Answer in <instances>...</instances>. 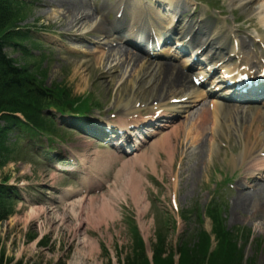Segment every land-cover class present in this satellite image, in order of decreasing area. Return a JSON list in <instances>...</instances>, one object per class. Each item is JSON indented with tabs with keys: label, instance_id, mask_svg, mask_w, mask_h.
<instances>
[{
	"label": "rangeland",
	"instance_id": "1",
	"mask_svg": "<svg viewBox=\"0 0 264 264\" xmlns=\"http://www.w3.org/2000/svg\"><path fill=\"white\" fill-rule=\"evenodd\" d=\"M17 1L14 30L20 37L14 39L16 47L7 45L5 51L25 72L61 94L66 108L31 100L28 114L34 117L33 126L55 132L8 136L10 153L5 164L0 161V184L20 194L10 205L11 214L0 220V264H127V257L135 255L131 264H164L171 262L179 246L185 254L194 255L204 247L212 257L220 251L222 257L235 258L237 264H264V168L258 169L261 160L251 159L263 148L264 138L244 162L240 137L253 134L249 121L239 123L236 115H230L222 122L231 130L230 142L236 146L226 155L229 166L221 161L224 149L219 150L224 147L220 142L229 140L224 136L227 131L216 130L218 149L209 147L213 142L202 135L210 130L213 119L201 123L202 118L197 117L196 127H201L195 130L191 125L194 115L181 112L186 116L180 120L167 122L165 118L162 122L167 126L145 125L153 112L151 101L157 99L151 88L162 77L158 65L152 63L150 71L135 74L128 66L114 84H109L110 77L103 79L102 87L95 86L94 77L84 75L88 72L84 63H93L89 62L92 53L113 49L106 42L117 39L95 29L102 12L112 18L104 0ZM189 1L191 5L177 23V36L192 24L196 34L202 35L198 38L206 36L208 26L217 28L224 39L234 35L251 45L264 42V26L234 1ZM69 8L96 19L71 30L75 13L70 14ZM50 13L61 14L60 19L44 16ZM247 54L249 59L250 51ZM143 73L151 91L136 90L137 75ZM125 79L129 88L122 91L124 98H115L114 92ZM181 92L178 88L166 92L162 108H177L175 103L180 102L172 99H178ZM125 100L128 110L118 106ZM82 107L87 113L78 116ZM152 127L156 133L149 132ZM169 131L175 134L168 136ZM128 133H132V143L138 140L140 145L126 151L122 147L131 142ZM191 172L195 175L190 176ZM255 174L256 181L252 179ZM132 178L141 187L142 197L137 200L128 184ZM104 197L111 198L116 217L94 226L86 215ZM76 202H82L84 209L77 220L71 217ZM128 218L135 219L134 227ZM216 225L226 233L225 240L217 236ZM186 256L176 253L175 262L186 263Z\"/></svg>",
	"mask_w": 264,
	"mask_h": 264
},
{
	"label": "bare ground",
	"instance_id": "2",
	"mask_svg": "<svg viewBox=\"0 0 264 264\" xmlns=\"http://www.w3.org/2000/svg\"><path fill=\"white\" fill-rule=\"evenodd\" d=\"M126 1L128 2L127 7L126 5L119 3L117 7L113 5V8L119 9L125 17H129V20L128 21L126 20V22L124 21L121 22L119 19L117 23H113L112 26H107L103 22L102 17H100L97 22V25L95 26L96 31L107 33L108 31H111V30H125V33L127 35V34H130L131 27L135 26L137 23L144 24L146 26L145 23H146L147 17L145 15H148L149 20L155 21L157 19L159 23H165V25H167L170 22H174L176 16L181 17L182 14H185L187 7L191 5L189 0H150L151 2L150 4H146L144 1H141V0H126ZM154 1L155 3L153 4L152 2ZM231 1H234L235 3L239 4L238 6L243 8L242 9L243 11L245 9L247 13H250L248 14L250 18H253V17L257 18L258 19L257 23L264 26V1L262 0H231ZM69 11H70V14L75 13V16L70 21L71 30L74 27L77 28L83 25L87 26L91 19L92 20L96 19V18H93V16L89 14L79 15L77 12H74L72 8H69ZM101 15L105 17L103 13H101ZM44 16L47 18L51 16V17L60 19L61 14L57 16V13H54V14L50 13L48 16L46 15ZM189 27L190 29H192V24L189 25ZM205 29H206L205 35H207V37H211L213 39L214 36H217L216 32H213V33L210 32V27L206 26ZM74 30L79 31V29H74ZM138 31L146 37L147 34L151 31V28L149 29L140 28L138 29ZM132 37H135V36L130 34L129 39L125 38V41L127 43L129 42L133 43L132 40H135V39H133ZM207 37L203 39V41L200 43V46L206 45V48L208 49V52H207L208 54L210 53L209 50L214 49V45L216 44L215 42H213V40H210V41L206 40ZM74 38H78V36H74ZM224 43L225 42L223 41L220 42V44L222 45ZM238 45H239V48L247 47V45L241 44V43H239ZM215 51L221 52L218 50H215ZM114 55L117 56L115 62L111 60V58ZM91 59L92 61H89V62H93V63H90V64L84 63L85 68L88 71L84 75L88 78L94 77L95 86L97 87H102V83H104L103 79H106L108 77H110L109 84L110 85L114 84L115 81L118 80L119 75L123 73V69L128 66H130L131 68V74H135L137 72L150 71L148 68L151 67L150 62L148 61L141 62L142 60L135 53L123 47H114L113 49H108L105 52H100L98 55H95L92 53V58H90L89 60ZM162 67L164 66H161V67L159 66V69L161 71L160 74L162 76L159 81V84L156 85V87L151 88L156 93V95L154 96L155 98L161 99L162 97H164V94L168 91L174 92L176 88L181 90L183 88H187L189 84H192L191 80L189 79L188 74L183 76V78L180 75L178 76L176 74L178 73L176 71V67H164V68ZM233 70L239 71V69H233ZM144 74L146 73H143V75H137V79L138 78L139 79H138V84L136 85V90L140 92L142 89L148 92L147 90H149L151 86V85H148L149 83L147 81L148 79L146 75ZM95 75H99V76L96 77ZM81 80H82L81 82L84 83V78H82ZM117 83L118 82H116V84ZM107 86L110 87L108 84ZM127 88H129V84H128V81L125 79L119 85L118 91L114 92L115 98H124L122 96L123 95L122 91L126 90ZM140 92L138 93L140 94ZM190 93L192 94V97H195L194 96L195 91H191ZM145 94L148 95L147 93ZM195 100L196 99H191L190 103ZM162 101L158 100L155 103L156 105H158V107L156 108V111H154V115L157 114L156 117H161L162 115L165 114V110H167V108H162V106H160ZM128 105H129L128 100H125L122 104H118L119 108L123 110H128ZM219 107L227 108L232 113L239 112V110L237 109L238 107L236 105L227 106L225 103H221V106ZM173 109L174 108H172V110L170 111L171 113H174ZM227 109L223 110V114H226L229 112V110ZM175 113L178 114V111L177 112L175 111ZM244 113L245 114L242 116H240V114L237 115L239 123L241 121L243 122V121L248 120L249 123L253 124L256 129L253 130V134L248 135L247 139L240 138L242 140V145L245 148L244 151L242 152L243 156L241 158L245 157L244 154L248 150V148H253L254 146L258 144L257 142L259 143L262 142L263 140L262 137H264V113H260L257 110H249V111H245ZM173 115L174 114H172V116ZM153 119L156 120L157 118H153ZM219 124H220V120H219ZM260 131H262L261 133L262 136L260 135ZM174 134H175L174 132L169 131L167 135L172 136ZM156 147L158 148V144L156 145ZM235 148L236 146H233L230 141H228L225 144L224 158L221 160L225 166H229L226 161V155L228 153H231ZM261 151H264V149H262ZM192 153H195V151H192ZM232 158L234 159V156H232ZM260 160H261V165L264 166V158H260ZM232 163L235 166V161H233ZM192 175H195V172H191L190 176ZM252 179L254 180L255 178L253 177ZM128 184H132L131 192L133 193L134 195L133 197L135 200H137V198L142 197L140 195L141 194L140 183L137 182V180L132 178L128 182ZM72 206H74V209L72 210L73 212L71 213V217L72 219L77 220L78 217L81 215V211H84V209L82 210V206L78 204L77 202L72 203ZM114 211H115V214H114ZM91 212H92L91 215L90 214L87 215L86 219L92 221L94 226L104 225L105 222H107L108 220L115 219L116 217L115 216L116 209L109 202L102 201V200L98 202L97 204H95ZM142 212H145V210ZM33 213H35V211H33ZM83 218L84 216L82 215V217H80V220H83Z\"/></svg>",
	"mask_w": 264,
	"mask_h": 264
},
{
	"label": "trees",
	"instance_id": "3",
	"mask_svg": "<svg viewBox=\"0 0 264 264\" xmlns=\"http://www.w3.org/2000/svg\"><path fill=\"white\" fill-rule=\"evenodd\" d=\"M17 0H0V123L1 119L5 120L4 124L0 126V161L1 164H5L8 161L9 147L7 142V134L14 130L12 127H20L24 122L18 118L17 113H21L26 119L27 112L31 100L51 101L58 99L61 94H54L51 89L41 86L37 79L27 72L17 67L12 58L5 52L7 45H14V39L19 38L20 35L14 30L18 22V13L16 11ZM20 123V124H18ZM16 192L10 189L6 184H0V220L11 214V196ZM218 227L217 236L225 240L224 231L221 229V225ZM222 234V235H220ZM228 234V233H227ZM230 235V234H229ZM226 244H229L226 242ZM230 245V244H229ZM201 248L200 252L191 254H185L186 251L180 250V246L174 252L179 253L180 256H186V263L184 264H237L235 258L222 257V252L218 251L215 256L208 255ZM184 251V252H182ZM173 254V253H172ZM137 258L127 257V264L133 263ZM156 260V258H155ZM173 259L167 261L164 264H172ZM65 264V262H61ZM54 264H60L56 262ZM178 264H183L179 259ZM248 264H254L250 262Z\"/></svg>",
	"mask_w": 264,
	"mask_h": 264
}]
</instances>
